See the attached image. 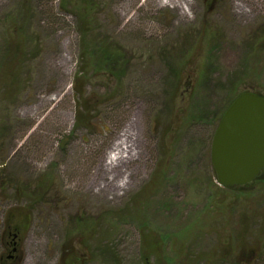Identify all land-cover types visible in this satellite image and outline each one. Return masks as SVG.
Masks as SVG:
<instances>
[{
    "label": "rangeland",
    "instance_id": "1",
    "mask_svg": "<svg viewBox=\"0 0 264 264\" xmlns=\"http://www.w3.org/2000/svg\"><path fill=\"white\" fill-rule=\"evenodd\" d=\"M24 1L0 0V49L20 17L25 41L0 102V226L22 232L20 264H264V170L222 187L210 158L228 102L264 97V0H89L93 39L129 62L120 77L91 67L80 123L70 4L83 0ZM125 132L130 153L111 164Z\"/></svg>",
    "mask_w": 264,
    "mask_h": 264
},
{
    "label": "trees",
    "instance_id": "2",
    "mask_svg": "<svg viewBox=\"0 0 264 264\" xmlns=\"http://www.w3.org/2000/svg\"><path fill=\"white\" fill-rule=\"evenodd\" d=\"M23 3H25L24 0ZM71 7L76 19V31L79 35L78 69L72 83L74 97L77 102L76 116L79 122V117L84 109V104H89V98L87 100L84 95L86 94L85 85L91 67H97L102 71L105 70L106 72L116 74L120 77L124 69L123 67L129 61H127V58L120 53V48L117 47L118 45L115 41L107 42V39H104L103 41L96 42L93 39V33L96 30L94 27V3H91L89 0H83L79 3L70 4V8ZM22 25L23 19L20 17L13 26V31L5 33L2 38L3 47L0 49V102L4 101V94L7 92L12 93L17 91L21 81V68L25 62V41L23 39ZM183 66L184 64L178 62L170 71V76L172 78L171 93L166 103L169 113L173 109V100L181 85ZM232 101L233 99L228 102L227 107ZM88 111L89 110L86 111V114H89L90 111ZM89 119L91 121V117ZM215 121L216 128L220 118ZM163 170V163L160 162L159 165H156L155 171L151 175V180L142 191L138 193L134 200V205L138 202L139 198L146 199V196H148L145 191L146 189L159 185V180H161L160 178L164 175ZM71 264H76V262H72Z\"/></svg>",
    "mask_w": 264,
    "mask_h": 264
},
{
    "label": "water",
    "instance_id": "3",
    "mask_svg": "<svg viewBox=\"0 0 264 264\" xmlns=\"http://www.w3.org/2000/svg\"><path fill=\"white\" fill-rule=\"evenodd\" d=\"M211 164L218 185L244 186L264 169V97L240 93L214 132Z\"/></svg>",
    "mask_w": 264,
    "mask_h": 264
},
{
    "label": "flooded vegetation",
    "instance_id": "4",
    "mask_svg": "<svg viewBox=\"0 0 264 264\" xmlns=\"http://www.w3.org/2000/svg\"><path fill=\"white\" fill-rule=\"evenodd\" d=\"M21 238H22L21 231H18L17 229L10 230V227L9 228L6 227L4 225V222L1 223V226H0V264H20L21 263V256H19V252H18L20 250V245L22 244Z\"/></svg>",
    "mask_w": 264,
    "mask_h": 264
},
{
    "label": "bare ground",
    "instance_id": "5",
    "mask_svg": "<svg viewBox=\"0 0 264 264\" xmlns=\"http://www.w3.org/2000/svg\"><path fill=\"white\" fill-rule=\"evenodd\" d=\"M123 132V131H122ZM117 143H115L113 145V147L111 148L113 155L111 154V164H113V162H117L118 160H121V157H123V159L125 158L123 156L122 153L124 152H128L130 153V151L128 150L130 145H128V143H131V136L129 133L125 132V133H121L118 136L117 139Z\"/></svg>",
    "mask_w": 264,
    "mask_h": 264
}]
</instances>
